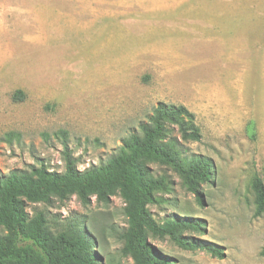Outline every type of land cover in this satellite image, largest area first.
Returning a JSON list of instances; mask_svg holds the SVG:
<instances>
[{"label": "rangeland", "instance_id": "374dc122", "mask_svg": "<svg viewBox=\"0 0 264 264\" xmlns=\"http://www.w3.org/2000/svg\"><path fill=\"white\" fill-rule=\"evenodd\" d=\"M158 103L194 115L201 140L181 150L210 159L214 178L200 207L171 171L151 166L172 185L149 212L159 223L204 220L197 238L225 257L151 244L174 264H264L251 191L254 178L264 184V0H0L2 176L40 164L62 173L65 147L79 171L98 167ZM124 206L117 195L88 207L72 197L26 212L42 213L53 236L85 220L101 264H133L121 253Z\"/></svg>", "mask_w": 264, "mask_h": 264}, {"label": "trees", "instance_id": "16d2710c", "mask_svg": "<svg viewBox=\"0 0 264 264\" xmlns=\"http://www.w3.org/2000/svg\"><path fill=\"white\" fill-rule=\"evenodd\" d=\"M16 91L13 100L21 101ZM201 133L194 115L183 106L158 103L146 123L121 142L117 152L104 164L79 171L76 160L64 148V171H49L43 164L28 171L0 174V264H101L93 251L96 239L84 227L85 220L69 219L53 236L42 213L30 217L26 205H51L75 197L83 207L92 199L107 204L119 196L124 203L127 228L121 235V253L133 264H174L159 252L152 239L167 240L186 252H199L222 260L224 249L198 239L206 234L202 219L171 218L157 222L149 206L158 204L157 194L167 192L172 182L165 173L154 175L151 166L171 171L186 193L203 207L202 187L214 178L210 159L186 157L182 143H198ZM251 191L255 217L264 215V184L254 178Z\"/></svg>", "mask_w": 264, "mask_h": 264}]
</instances>
